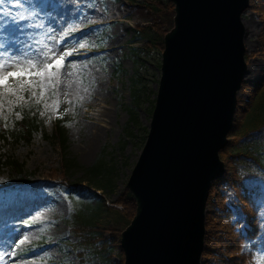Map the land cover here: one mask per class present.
<instances>
[{"label":"rangeland","instance_id":"374dc122","mask_svg":"<svg viewBox=\"0 0 264 264\" xmlns=\"http://www.w3.org/2000/svg\"><path fill=\"white\" fill-rule=\"evenodd\" d=\"M260 9L258 0H251L241 15V23L252 26L244 55L250 72L236 94L237 112L227 137L231 147L238 141L233 135L248 131L245 116L253 100L264 98ZM174 15L169 0H59L55 4L53 0H5L0 5L4 60L14 56L51 62L49 57L70 53L63 67L51 75L28 77L23 84L10 79L7 90L0 88L3 128H11L29 108L41 124L29 139L0 138V264H79L76 250L87 247L82 250L69 232L72 211L79 220L88 221L89 226L82 228L93 234L92 242H100L97 253L108 247L112 251L106 259L124 264L121 234L136 213V208L124 204L130 193L127 183L149 131L161 77L163 38L173 28ZM148 28L162 41L147 43L138 36V31ZM245 100L252 103L244 105ZM242 105L246 108L241 111ZM104 110L108 118L95 116ZM57 127L66 135V151L53 139ZM219 158L225 174L227 155ZM65 160H74V166L65 169ZM12 161L21 164L30 179L18 182L8 167ZM98 162L112 171L106 189L87 177L86 170ZM211 202L205 223L208 251L225 236V226L244 234L247 225L245 202L234 185L217 182ZM254 244L245 238L241 245L246 264H264V245ZM94 257L100 264V258ZM202 260L213 261L211 256Z\"/></svg>","mask_w":264,"mask_h":264},{"label":"water","instance_id":"95a60500","mask_svg":"<svg viewBox=\"0 0 264 264\" xmlns=\"http://www.w3.org/2000/svg\"><path fill=\"white\" fill-rule=\"evenodd\" d=\"M149 134L127 188L136 213L121 234L124 264H198L212 183L224 169L245 78L241 15L250 0H169Z\"/></svg>","mask_w":264,"mask_h":264},{"label":"trees","instance_id":"16d2710c","mask_svg":"<svg viewBox=\"0 0 264 264\" xmlns=\"http://www.w3.org/2000/svg\"><path fill=\"white\" fill-rule=\"evenodd\" d=\"M258 3L261 6L260 11L264 16V0H258ZM139 35L143 37L147 43L155 44L156 41H162V38L157 39L156 35H154V33H152L149 28L143 32L138 31V36ZM118 68H120V66ZM259 99H261V101L255 108ZM251 103L249 100L243 101L244 105H250ZM244 105L240 107L241 111L246 108ZM33 111V108L27 109L23 113L22 118L11 128H3L0 124V138L6 139L11 136L13 140L18 141L19 139L26 137L29 139L33 134L38 132L40 130L41 124ZM236 112L237 110H235V113ZM131 119H136V115L134 113H132ZM245 120L246 123L244 124V127L248 131L242 135H233V137L237 136V144L231 147L228 142V145L225 147V149L219 152L220 156L226 154L228 159L227 172L225 171L222 181H225L227 184L234 185L240 198L245 202L243 213L248 226L245 229V236L255 239L256 244H259L260 242L264 244L263 97L253 100L249 111L246 113ZM241 129L238 130L240 131ZM53 139H55L59 145L63 147L64 151H66L67 138L61 127H57V129H55ZM65 162L66 163L64 164V167L67 170L74 166V160H65ZM8 167L10 168L11 174L16 176L18 182L23 183L26 179H30V177L25 174L21 164L12 161L9 162ZM86 172L88 174V180L91 181L92 184L101 186V189H106V187L109 186V184H106V182H109L107 176L112 173V171L107 170V166L104 163L98 162L96 165L88 168ZM100 178L101 180H99ZM216 182H214L210 187V195L209 200L207 201V207L212 203L210 198L214 194ZM124 204L133 206V209L136 208L135 201L130 193L125 196ZM71 216L72 223L69 227L70 232L76 236L78 235L79 243L82 244L80 245V247L82 246V250L83 247H87V249L83 251L78 249L76 250L79 264H99L94 256L100 258V264H112L109 258L106 259L112 250L108 247H103L102 251L97 253L95 247L96 245L99 246L100 242H92V239L89 236H92L93 234H89L83 230V226H89V223H86L87 220L85 219L84 222L79 220L80 218H78L77 214H72ZM224 229L226 231L225 236L227 239L225 236L223 237L224 241H226L225 246H222L219 243L220 241L218 242V246L221 248L218 256L219 264H245L247 257L240 253V245L244 237L239 232L235 231L234 227L230 225L225 226ZM90 249L93 250V253L90 252Z\"/></svg>","mask_w":264,"mask_h":264},{"label":"snow or ice","instance_id":"6c2138e0","mask_svg":"<svg viewBox=\"0 0 264 264\" xmlns=\"http://www.w3.org/2000/svg\"><path fill=\"white\" fill-rule=\"evenodd\" d=\"M5 0H0V5H3ZM19 3V0H17ZM3 47V45H0ZM41 55H43L41 53ZM70 55V53H62L55 58L49 57L48 59L51 62L45 60H32V58H24V57H14L9 56L7 60L3 59L4 54L0 52V88H4L7 90L8 81L11 79L14 83L23 84L25 79L28 77H44L45 72L51 75L54 69L59 67H63L65 57ZM6 68H11L12 70H4ZM36 80H33L32 83H36ZM43 83V80L40 81ZM257 264H260L258 261Z\"/></svg>","mask_w":264,"mask_h":264},{"label":"bare ground","instance_id":"6f19581e","mask_svg":"<svg viewBox=\"0 0 264 264\" xmlns=\"http://www.w3.org/2000/svg\"><path fill=\"white\" fill-rule=\"evenodd\" d=\"M56 1H59V0H53V2H54V4H55V2ZM242 27L244 28V30H245V32L247 33V41H246V43H244V49H245V54H247V51L249 50V38L251 37V35H252V26H251V24H250V22H245L244 20H242ZM260 30H264V24L262 23L261 24V26H260ZM248 72H250V66L249 65H247V73H246V76H245V80H247L248 79ZM97 112V111H96ZM107 111L106 110H104V111H98L97 112V114L95 115V116H99V117H105V118H108L107 117ZM102 122V121H101ZM151 123V122H150ZM150 125V124H149ZM148 134H149V131H148V133H147V136H146V139H145V142H144V145H143V148H144V146H145V143H146V141H147V137H148ZM143 148H142V150H143ZM142 150H141V153H142ZM141 153L139 154V157H140V155H141ZM139 157H138V159H139ZM138 161V160H137ZM209 195H210V190H209V193H208V200H209ZM212 199V197L210 198V200ZM207 200V201H208ZM209 206V205H208ZM206 208H208L207 207V204H206ZM207 213H206V211H205V214H204V216H205V218H204V224L206 223V220H207V215H206ZM206 233H204V237H203V248H202V252H201V257H200V260H199V263L198 264H206V263H204L203 262V260H202V256H205V257H209V256H211V259L213 260V261H211V263H208V264H219V262H218V256H219V251L221 250V248H219V246H218V244L220 243L222 246H225L226 245V241H224V239H223V237H220L219 239H218V241L216 242L217 244V247H215V248H213V250H207V248H206V245H205V243H206ZM217 239V237L215 238V240ZM220 241V242H219ZM219 242V243H218ZM240 249H241V245H240ZM238 253V252H237ZM224 257V256H223Z\"/></svg>","mask_w":264,"mask_h":264}]
</instances>
